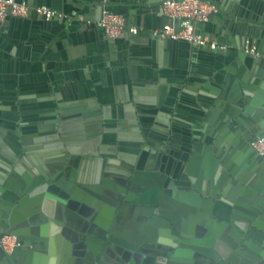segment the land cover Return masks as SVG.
<instances>
[{
    "label": "water",
    "instance_id": "1",
    "mask_svg": "<svg viewBox=\"0 0 264 264\" xmlns=\"http://www.w3.org/2000/svg\"><path fill=\"white\" fill-rule=\"evenodd\" d=\"M164 1L147 0L140 6L164 15ZM207 1L216 4V0ZM113 3L100 0V12ZM121 9L114 11L129 25ZM52 10L63 16L45 19L33 13L39 19L32 22V14L25 18L8 14L0 24L21 19L55 34L58 26L66 25L68 15ZM253 15L252 20L234 17L225 22L220 32L227 37L224 42L210 35L225 49L161 39L152 34L156 29L151 31L153 39L219 52L225 74L217 90L204 86L196 90L190 81L182 84L184 89L204 96L199 107L187 109L184 115L180 106H168L171 124L165 131L170 137H146L154 149L147 148L124 174L115 173L120 182L115 192L95 189L94 170H89L88 179H84L85 173L76 177L71 162L80 158L66 153L60 157L57 170L50 173L38 168L35 175L21 174L14 165L9 172L0 170V237L15 235L18 242L11 253L0 250V264H264V154L251 146L264 136V97L257 98L264 94V59L244 51L254 45L256 52L264 53V9ZM173 23L178 29L179 20ZM204 24L196 23L202 36L198 29ZM236 28L241 40L234 42ZM127 36L130 42L138 40L133 34ZM154 111L155 115L145 113L160 116ZM143 121L149 128L153 126ZM167 141L172 149L164 151L160 144ZM49 197L62 204L52 216L59 229L77 232L73 250L50 252L44 247L41 230L49 221L42 204ZM72 200L83 204L76 215L66 218L63 209H73Z\"/></svg>",
    "mask_w": 264,
    "mask_h": 264
},
{
    "label": "crops",
    "instance_id": "2",
    "mask_svg": "<svg viewBox=\"0 0 264 264\" xmlns=\"http://www.w3.org/2000/svg\"><path fill=\"white\" fill-rule=\"evenodd\" d=\"M25 1L65 12L68 20L66 25H57L55 34L21 19L0 24V170L9 172L14 165L21 174L35 175L38 168L50 173L57 170L66 153L80 158L71 162L76 177L85 173L84 179H88L89 170H94L95 189L115 192L120 185L115 173L124 174L147 148L154 149L146 137H170L165 131L171 124L168 106H180L184 115L187 109L199 107L204 96L182 84L190 81L196 90L204 86L209 91L222 84L226 65L219 52L152 38L151 31L170 20L142 10L140 5L147 0H113L109 6L122 8L128 24L140 28L134 35L138 40L132 42L128 31L111 40L97 26L82 25L79 18L100 17V0ZM122 1L126 3L119 4ZM215 2L217 14L198 30L210 39L215 34L219 43L227 39L220 35L225 22L234 17L252 20L254 13L264 9V0ZM38 19L32 14V22ZM233 34L234 42L241 38L238 28ZM263 97L257 96L258 100ZM155 109L160 116L150 117ZM160 146L166 151L168 141ZM71 203L73 209H63L66 218L76 215L83 204ZM42 205L49 221L41 230L46 250H73L77 232L61 231L52 219L62 204L49 197Z\"/></svg>",
    "mask_w": 264,
    "mask_h": 264
},
{
    "label": "built area",
    "instance_id": "3",
    "mask_svg": "<svg viewBox=\"0 0 264 264\" xmlns=\"http://www.w3.org/2000/svg\"><path fill=\"white\" fill-rule=\"evenodd\" d=\"M162 11L165 16L170 18L171 22L164 25L162 29L152 31V34L161 39L183 40L199 46H208L210 49L222 48L207 36H202L196 30V23H207L211 16L218 10L213 2L207 0H166L162 3ZM37 14L45 19L52 17H62L63 14L52 10L46 6H31L26 2L17 0H0V22L4 21L10 14L13 17L25 18L30 14ZM86 25L95 24L102 29L104 34L111 40L120 38L125 31L133 35L138 34L140 28L127 25L123 15L105 7L96 21L79 18ZM179 20L178 29L175 28L173 21ZM246 53L253 54L256 57L264 59V53L256 52L253 45L250 49L245 47ZM253 149L260 155L264 154V136L251 143ZM18 245L15 235H4L0 237V250L11 253Z\"/></svg>",
    "mask_w": 264,
    "mask_h": 264
},
{
    "label": "trees",
    "instance_id": "4",
    "mask_svg": "<svg viewBox=\"0 0 264 264\" xmlns=\"http://www.w3.org/2000/svg\"><path fill=\"white\" fill-rule=\"evenodd\" d=\"M109 9L113 10L112 8L109 7ZM114 11V10H113Z\"/></svg>",
    "mask_w": 264,
    "mask_h": 264
},
{
    "label": "flooded vegetation",
    "instance_id": "5",
    "mask_svg": "<svg viewBox=\"0 0 264 264\" xmlns=\"http://www.w3.org/2000/svg\"><path fill=\"white\" fill-rule=\"evenodd\" d=\"M169 147V146H168ZM171 148V147H170ZM263 242H264V239H263Z\"/></svg>",
    "mask_w": 264,
    "mask_h": 264
}]
</instances>
